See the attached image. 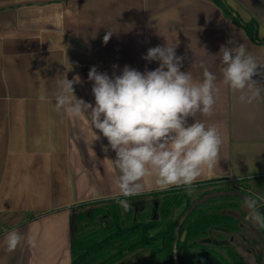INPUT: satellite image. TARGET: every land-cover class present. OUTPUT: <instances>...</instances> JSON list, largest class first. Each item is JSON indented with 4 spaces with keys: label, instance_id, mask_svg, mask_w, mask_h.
Returning a JSON list of instances; mask_svg holds the SVG:
<instances>
[{
    "label": "crops",
    "instance_id": "1",
    "mask_svg": "<svg viewBox=\"0 0 264 264\" xmlns=\"http://www.w3.org/2000/svg\"><path fill=\"white\" fill-rule=\"evenodd\" d=\"M225 2L243 20L254 19L257 37H264V0ZM166 43L178 44L181 70L194 79L205 68L221 78L220 61L211 55L222 45L244 44L264 65V43L249 38L215 0H0V264H70L71 207L119 196L115 152L104 151L108 141L87 115L73 119L53 110L56 80L79 76L75 95L94 106L93 66L110 77L125 65L155 70L159 61L142 57ZM258 72L253 79L264 87V67ZM239 95L220 86L207 118L220 131V159L196 182L245 178L260 185L264 197V99L240 103ZM195 119L203 118L198 114L188 123ZM154 190L162 189L146 177L144 193ZM258 211L264 214V206ZM11 230L23 238L9 252Z\"/></svg>",
    "mask_w": 264,
    "mask_h": 264
},
{
    "label": "clouds",
    "instance_id": "2",
    "mask_svg": "<svg viewBox=\"0 0 264 264\" xmlns=\"http://www.w3.org/2000/svg\"><path fill=\"white\" fill-rule=\"evenodd\" d=\"M112 33L105 34L104 44ZM176 46L166 43L149 48L142 58L159 61V67L143 73L125 65L122 74L110 77L93 66L88 80L94 82V106L76 97L74 84L81 83L79 76L56 80L53 110L73 119L87 115L90 127L108 141L104 151L111 148L115 152L113 164L118 174L113 184L119 196L124 197L116 198V202L125 212L131 208L127 198L145 192L146 177H152L158 189L183 186L191 193L205 168L210 173L217 168L222 139L219 128L208 123L207 118L215 111L221 85L240 93V103L264 99V87L253 79L261 74L258 67L264 65L244 44L222 45L218 53L211 55L214 63L220 61L219 80L207 68L201 79L182 71L183 57L176 55ZM39 99L43 102L46 97L41 95ZM198 114L203 119L189 124L188 119ZM35 143L39 145L40 139L36 138ZM244 206L252 223L264 229V214L258 211L264 206V197H245ZM22 238L17 230L8 231L7 251H14ZM27 243L36 246L35 238H29Z\"/></svg>",
    "mask_w": 264,
    "mask_h": 264
},
{
    "label": "trees",
    "instance_id": "3",
    "mask_svg": "<svg viewBox=\"0 0 264 264\" xmlns=\"http://www.w3.org/2000/svg\"><path fill=\"white\" fill-rule=\"evenodd\" d=\"M215 1L249 38L264 43L254 19L245 21L225 0ZM185 190L173 186L128 197L160 194L161 200L144 209L130 204L127 212L116 202L122 196L72 206L70 264H246L236 246L224 241V233L240 230L244 212L235 211L234 199L240 196L232 192L229 202L224 191H215L189 201Z\"/></svg>",
    "mask_w": 264,
    "mask_h": 264
},
{
    "label": "rangeland",
    "instance_id": "4",
    "mask_svg": "<svg viewBox=\"0 0 264 264\" xmlns=\"http://www.w3.org/2000/svg\"><path fill=\"white\" fill-rule=\"evenodd\" d=\"M261 190L260 185L250 180L246 182V180L242 181V179L223 178L192 185L191 193L188 192L187 188L185 193L189 197V201H191L197 199L201 193L205 196L207 193L224 191L223 194L229 196L225 197L223 200H228L229 202H233L232 192L238 194L240 196L239 198L234 196L236 204L238 205L235 211H243L244 218L241 221L239 231L224 233V241L236 246L246 264H264V229H260L257 225L248 223L249 220H251L249 218V210L244 206L245 197L250 195L261 197ZM204 196H202V198H204ZM208 196L209 195H207L206 198H209ZM217 199V201H220L222 198L218 197ZM160 200V194L144 195L129 200V203L133 205L135 209H144L145 207H150L151 204L157 207ZM213 202L215 201L213 200ZM175 214H177V211ZM153 231L154 230H151V232ZM209 235L211 234L209 233ZM208 240V237H206L204 242H208Z\"/></svg>",
    "mask_w": 264,
    "mask_h": 264
}]
</instances>
